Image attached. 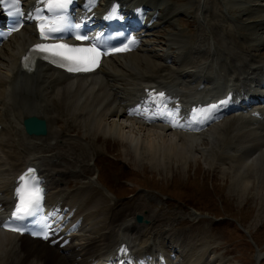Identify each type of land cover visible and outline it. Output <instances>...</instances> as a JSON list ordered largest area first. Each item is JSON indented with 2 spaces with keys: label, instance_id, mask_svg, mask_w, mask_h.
Wrapping results in <instances>:
<instances>
[{
  "label": "bare ground",
  "instance_id": "bare-ground-1",
  "mask_svg": "<svg viewBox=\"0 0 264 264\" xmlns=\"http://www.w3.org/2000/svg\"><path fill=\"white\" fill-rule=\"evenodd\" d=\"M123 1L129 3L130 8H132L134 2H137L136 6L144 2L143 0ZM151 1L156 2V4L147 6L156 12L161 7L165 9L162 13H159L158 20L164 21L165 24H172L177 16L176 8H172L165 0ZM261 1L264 2V0H250V3L255 4L253 9H244L241 17L237 18V20H241L242 24L237 29L248 32L250 37H252L251 33L256 35L260 32H263L264 36V14L257 16L264 9L260 4H256ZM215 20L209 21V27L217 28L212 23ZM157 27L158 25L155 23L153 29H157ZM248 34H244L243 37L241 35V37L249 43L253 41L259 43V45L264 43V40L261 41L263 37L251 41ZM232 36L233 32L228 31L227 37L230 39ZM172 38L173 41L179 44L183 43L184 47L188 46L184 44V40L179 41L178 37ZM200 38L202 39V45H200L201 42L191 45L189 54L192 55L194 51L201 52V47L206 44L203 47L205 50H209L210 53L214 48L215 59L228 62L226 64L221 62L223 67L227 65V73L225 69H221L222 72L219 71L217 75L213 73V69L210 70V68H213L211 61L199 64L191 58L183 62L178 70L176 68L173 70L166 65L163 69L154 70L156 65L148 61L146 58L149 57L148 55L141 57L136 55L138 52H135L127 56L109 59L95 76L72 78L45 66L39 67L32 74H26L20 71L19 62L29 45L35 42L34 32L29 28L23 29L20 34L15 35L0 49V205L4 208L10 205L16 177L26 166L31 164L40 167L41 173L49 180L48 187L54 192L52 194L53 205L60 199L63 207L76 208L74 220L82 218L80 222L83 225V230L74 237L71 244L64 250L58 249V251L40 241L31 240L26 236L19 239L0 230V264H77L79 257L83 258L82 264H92L96 260H101L107 253L117 251L122 242L133 245L131 246L133 252L135 249L136 251L140 250L139 257L146 256V249L155 245L157 251L161 253H171L173 249H179L181 254L177 259L178 264H206L208 256L212 253V246L208 247L202 244L201 248L200 243L197 244V241V243H186L182 233L178 236L169 234L170 232L166 228L167 224L163 223L166 220L165 214L161 216L163 218L156 219L157 226L153 228L148 226L138 227L136 221L134 222L137 213L133 214L134 217L130 220L122 217L124 213L121 215L116 213L115 206H110L107 199L91 184L81 185L77 190L71 191V187L66 181L67 177L68 179L77 178L79 173L85 176L84 172L87 174L91 170L83 171L76 158L71 156L66 158L71 161L69 166L73 168L72 170L69 168V174L64 172L66 168L64 169L63 165H57L58 161L56 160L65 156L58 151L59 147L56 148L60 144L59 141L62 140V131L60 133L57 129L54 130V126L52 127L50 121V116L57 115V121H60L59 118H62V116H66L69 117V121L75 124L82 122L85 126H92L97 133L118 140L134 149L141 160H147L153 168L158 170H164L163 165L166 166L165 162L170 165L171 163H188L195 155L196 148L202 147L206 139L208 141L213 140L217 143V150L215 149L212 153L217 161L229 163L226 167H228V173L232 175L231 180L235 186L238 182L239 186L244 187L246 192L256 187L255 179L259 178V183L264 187V130L261 133L259 132L264 127L263 117L258 119L251 115L247 117L234 116V118H229L222 124L211 128V131L199 136L175 132L170 133V137L167 136L169 135L168 131L163 126L146 127L143 125L146 129L158 127L165 130L167 135L143 129L138 126L140 123L127 119L129 104L143 98L145 89L149 87L172 91L173 94L181 97L184 103L186 101L191 104L215 96L219 92V94H222L228 88L237 89L241 86L242 81L249 83L259 73L264 75V64L261 65L254 57L249 59L250 54L245 49L247 45L244 47L241 42L234 41L235 38L232 39L234 42L231 43V46L228 45V42V44L226 43L228 53L224 55L221 52L222 42L220 44L221 40L216 41L213 31L209 32L208 36L202 35ZM209 39L212 41H209ZM179 44L178 46H180ZM237 49H242L248 56L237 58L238 55L236 54V57H234L233 53ZM252 49L251 51H253ZM128 59L129 61H127ZM246 60L252 61L246 63ZM209 73L212 77H208ZM222 79L221 83L223 85L217 90L208 87L211 85L213 88L217 81L220 82ZM200 85L206 87L201 89ZM240 92L241 90L238 89L237 93ZM123 93H127V95H123ZM241 97L242 95L238 94L234 99L230 114L235 115L237 112L243 111L242 108L246 105L240 104ZM32 105H36V108L30 107ZM240 105L243 107H239ZM259 107H262L261 104H259ZM262 112L264 116V106ZM29 116L44 118L51 125L49 136L44 138L46 139L44 144H34L41 143L44 140L39 138L30 139L29 147L27 144L23 145L25 142H22V138L28 137L24 131L23 120ZM110 119L119 121L125 119L127 122L129 121L127 124L132 122L129 126H133V129L126 133L124 127H122L124 125L110 122ZM252 125H256L260 130L250 127ZM222 127H226L222 130L224 134H221L222 131L220 132ZM214 128H217L214 132L219 134L221 140L212 131ZM72 129L76 130V128ZM174 135H177V137H174ZM53 142H55V146ZM46 145L48 146L45 147ZM8 150L12 152H8ZM201 151V154L204 155L205 152ZM84 159H86L85 156ZM53 161L59 166L58 168L55 167ZM53 170L56 172L55 177L50 175ZM98 179L100 181V175ZM63 185H66V187L63 188ZM263 200L264 198H262ZM101 214L104 215V218L101 217ZM138 214L144 215L142 209ZM83 233L84 238L90 233L84 239L85 244L75 245V242L79 240ZM133 233L136 235L134 236ZM148 242L150 244L146 248L145 244ZM65 252H68L69 255H65ZM96 255L98 258L93 261L92 259Z\"/></svg>",
  "mask_w": 264,
  "mask_h": 264
},
{
  "label": "rangeland",
  "instance_id": "rangeland-1",
  "mask_svg": "<svg viewBox=\"0 0 264 264\" xmlns=\"http://www.w3.org/2000/svg\"><path fill=\"white\" fill-rule=\"evenodd\" d=\"M178 2L181 7H184L179 9L177 12L178 17L170 24L174 28L168 27L170 25L162 24L158 29L151 32L147 39L146 47L138 53L139 56L148 55L149 57L146 58L151 64L157 60L156 64L159 66H162L164 63L165 65L168 64L173 70H175V68L177 70L180 66V60L185 58V54H182V51L177 49L178 46L174 45L175 41H173L172 37H178L179 41L184 40V44L190 46V43L194 42V38L197 40L201 34L208 36L209 32L213 31L216 41L219 42V40H221L219 42L220 44L222 42L223 48L221 52L223 55L228 53L226 50V43L228 42L229 44H227L231 46L232 42L237 41L241 42L244 47L247 45L245 49L250 56L244 53L242 49H237L233 53L234 57H236V54L238 55L237 58H244V56L246 58V56H248L249 59H253L254 57L261 65L262 63L264 64V43H261V45L255 41H253L254 43H249V41L242 38L243 35L246 33L248 34V32L237 29L242 26L241 20H237V17L243 13L245 8H253L252 5H246L247 3L245 4L242 0H178ZM190 8L194 10L193 18H191V15L188 13ZM263 12L257 16L263 15ZM179 18H184L188 21L185 22V25L189 27L181 25L184 29V31L182 30L183 33H181V27L178 25ZM214 20L215 22L212 23L217 26V30L209 27V21ZM228 31L231 33L233 32V38L231 37L229 39L227 37ZM218 33L223 35H219ZM251 34L252 37L248 34L251 41L252 39H261L262 37L261 41L264 40L263 32L256 35H254V33ZM234 38L235 40L233 41L232 39ZM209 41L212 40L209 39ZM175 43L177 44L178 42ZM179 45H183V43ZM251 49L253 51H251ZM186 50L185 48L183 53ZM208 53L210 52L208 51ZM138 54L136 53V55ZM169 54L170 57L173 58L167 60ZM187 56H189V54ZM210 56H213V54L210 53ZM208 57L206 52L201 56L196 53L192 59L202 64L207 61L205 59ZM250 61L252 60H246V63ZM221 62L224 64L228 63L225 60L220 61V64ZM218 64L219 62L217 63V70L221 69L223 65L219 64V66ZM226 68H228L227 65L222 69ZM220 72L222 71L220 70ZM68 118L69 117L62 116V118H59L60 121L55 119L52 120V123H55L52 124V127L54 126L53 129H57L60 133L62 131V140L59 141L62 145L59 144L57 148L59 147L58 151L65 155L56 161L60 163L59 165H63L64 169L66 168V171H63L68 174L70 173L69 168L70 170L73 169L69 166L71 165V161L66 159L70 156L76 158L78 165L83 168V171L91 170L87 174L84 172L85 176H82V174L78 172L79 177L77 178L72 177L68 179L67 177L66 181L70 185L71 191L76 190L81 185L91 184L107 199L110 206L112 204L115 206V212L120 215L124 213L122 217L127 218V220H130L134 217L132 215L137 213L134 220L135 222L136 217L139 215L138 213H140L142 209L144 215H141L146 216V219L151 221V226L148 227L152 228L157 226L155 223L156 219L163 218L161 216L165 214L166 220L163 221V223L167 224V229L172 228V233H182L183 237L188 236L187 238L197 239L196 241L198 243L196 241L193 242L197 244L200 243L201 248L202 244H205L208 247L212 246V250L213 248L216 249V251H213L211 264H264V255H262V261L260 263L256 262V247L246 235L247 232L252 235L262 249V251H260V249L259 251L263 253L264 200L262 201V198H264V187L259 183V178L255 179L256 187L246 192L244 187L239 186L238 182L236 183L237 186H235L231 180L232 175L228 173V168H226L229 163L217 161L212 153L215 149L217 150L215 146L216 143L212 145V143L206 139L202 147L195 149V155L192 156L193 158L188 163H171L170 165L165 162L167 168L163 165V168L165 167L166 169L158 170L153 168L147 160H141L134 149L129 148L118 140L110 139V137L108 138L106 135L97 133L96 129L92 126H85L82 122H77V125L69 121ZM110 122H117L118 124L124 125L121 126L124 127L126 133H129L133 129V126H129L132 122L127 124L129 122L125 119H121L120 121L117 119H110ZM138 126L146 129L143 125L138 124ZM72 128H76V130ZM223 129H226V127H222L220 132ZM146 130H152L157 134L167 135L165 134V130L158 127ZM216 130L217 128L212 129L213 132ZM214 133L219 139L221 138L217 132ZM222 133L224 134L223 131L221 134ZM168 134L167 136L170 137V133ZM174 137H177V135H174ZM45 140L46 139H44L41 144H44ZM23 142H25L23 145L30 144V141L27 140ZM53 143L55 146V142ZM34 144L39 145L38 143ZM47 146L48 145L45 147ZM45 147L44 149H46ZM201 150L205 152L204 155L201 154ZM8 152L12 151L8 150ZM210 153L212 154L210 155ZM83 155L86 159H84ZM204 157H207L206 159L208 160ZM98 158L100 161H97ZM117 158L123 161V165H116L115 161ZM214 160L216 161L214 162ZM55 167L58 168L59 166L55 164ZM55 174L56 172L53 170L50 175L55 177ZM98 175H100V181ZM103 179L106 182L105 186L111 190V192L104 188L105 186L102 183L104 182ZM65 186L66 185H63V188H65ZM114 191H118L119 193L120 197L119 199L116 197L117 200L114 197L116 196V192L114 194ZM183 200H186V202L192 206L185 205ZM117 202L119 204L118 209L115 204ZM170 202H173V204H170ZM184 205L187 207H185L186 211L183 216H189V221L191 223L181 227L182 225H180L178 221L182 220L180 214L182 213L181 207ZM193 206L198 211H196ZM198 212H200V214ZM189 213H196V216H193V214L191 216ZM101 217L104 218V215L101 214ZM241 218L245 220H241ZM188 232H190V234ZM88 234L90 235V233ZM88 234L86 237L89 236ZM86 237L84 239H86ZM187 241L188 240H186V242ZM212 242L215 244V247H213ZM82 243H84V240Z\"/></svg>",
  "mask_w": 264,
  "mask_h": 264
},
{
  "label": "snow or ice",
  "instance_id": "snow-or-ice-1",
  "mask_svg": "<svg viewBox=\"0 0 264 264\" xmlns=\"http://www.w3.org/2000/svg\"><path fill=\"white\" fill-rule=\"evenodd\" d=\"M6 2V0H5ZM13 6L18 3V0H12ZM71 3V0H46V6L50 12L56 16L55 20L48 19L46 17L37 16L39 21V32L42 40L48 39L49 34L58 32L62 29L65 22L63 15L58 13L66 10L67 6ZM15 15H23L22 10L17 8ZM18 30V29H14ZM78 40L86 39V37L77 36ZM126 49H115V51H124ZM32 51L50 54L54 57H60L63 61H66L67 70L69 72H80V71H91L95 66H98L101 56L103 55L95 45L88 48H73L66 44L56 45H44L36 44ZM163 93L160 96L163 97ZM224 103V101H221ZM216 104H212L205 109L200 110V116L204 119H210L211 113L217 108ZM199 122V120H197ZM35 172L34 169L29 168L25 174H22L19 178L21 187L17 188L16 193L18 197V203L13 213L14 217H22L24 215L31 214V212L37 208L41 201L42 189L38 186L39 179L34 177L32 174ZM31 178V179H30ZM46 229L48 225L44 226ZM11 231H21L18 228H11ZM44 239H47V233L45 232Z\"/></svg>",
  "mask_w": 264,
  "mask_h": 264
},
{
  "label": "water",
  "instance_id": "water-1",
  "mask_svg": "<svg viewBox=\"0 0 264 264\" xmlns=\"http://www.w3.org/2000/svg\"><path fill=\"white\" fill-rule=\"evenodd\" d=\"M28 122H29V121L26 122V125H27ZM28 125L30 126V129L28 130L29 133L34 132L32 126H35V130H36V132H43V131H41V127H40V126L38 125V123L35 122V121H30V122L28 123Z\"/></svg>",
  "mask_w": 264,
  "mask_h": 264
}]
</instances>
